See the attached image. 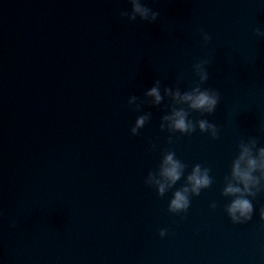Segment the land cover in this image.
Returning a JSON list of instances; mask_svg holds the SVG:
<instances>
[{"label":"water","instance_id":"obj_1","mask_svg":"<svg viewBox=\"0 0 264 264\" xmlns=\"http://www.w3.org/2000/svg\"><path fill=\"white\" fill-rule=\"evenodd\" d=\"M140 3L0 0V264H264V168L247 219L224 192L241 147L264 148V0Z\"/></svg>","mask_w":264,"mask_h":264},{"label":"clouds","instance_id":"obj_2","mask_svg":"<svg viewBox=\"0 0 264 264\" xmlns=\"http://www.w3.org/2000/svg\"><path fill=\"white\" fill-rule=\"evenodd\" d=\"M132 12L139 14L142 18L146 17L149 13V9L140 3V0H132ZM156 14L153 12L151 14L154 17ZM203 78V76H202ZM195 94L185 93L182 95L183 100L190 102L191 107H204L207 110H211L216 102L215 96L210 95L206 91H196L193 90ZM147 95L154 98L155 101H159L160 96L158 90L155 86L147 90ZM175 95V94H174ZM172 125L175 128L184 130L189 127L185 123L184 114L182 111H175L170 118ZM143 121V117H138L136 125H140ZM200 127H205V122H200ZM210 127V126H209ZM135 132V127L132 129ZM259 161L250 155V149L247 146H242L238 157L234 160L232 165V178L236 183L231 181L225 186L224 192L228 194H238L231 200L227 206V212L229 216L235 221L240 218L247 219L252 211V205L247 198L243 195L244 193H251L250 185H255L256 180L252 175V171L257 168H264V148L257 150ZM181 165L178 161L172 158V154L169 153L164 156L161 167L160 176L165 178L167 184L170 185L180 176ZM187 180L190 182L191 189L196 192L200 186H204L208 183V177L202 173L198 166H194L190 175L187 176ZM157 191L163 192L165 190L166 184L162 181H157ZM242 186V187H241ZM187 188L182 190H176L173 193L172 198L169 201V209L176 211L186 208L188 204L187 197L185 193ZM261 217L264 218V210H261ZM164 234V229H160V235Z\"/></svg>","mask_w":264,"mask_h":264}]
</instances>
